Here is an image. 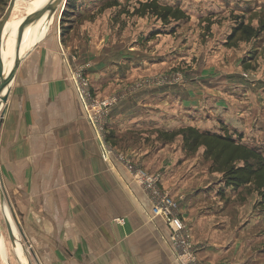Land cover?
Masks as SVG:
<instances>
[{"label": "crops", "instance_id": "obj_1", "mask_svg": "<svg viewBox=\"0 0 264 264\" xmlns=\"http://www.w3.org/2000/svg\"><path fill=\"white\" fill-rule=\"evenodd\" d=\"M52 24L33 46L19 52L0 105L1 202L8 200L23 224L33 222L38 264H174L166 247L167 226L159 219L150 221L149 204L124 168L102 161L72 87L59 30L50 32ZM1 32L4 72L16 46L9 59L2 57L6 35ZM201 96L190 99L206 98L223 109L216 95ZM152 104L150 121L171 127L167 108ZM178 104L179 111L187 107ZM229 115L219 124L226 123L230 135L247 147L264 152L245 141L243 120ZM138 123L111 109L105 126L108 144L123 154L122 134ZM219 127L195 128L227 130ZM163 144L147 152L130 142L128 152L139 168L161 175L163 189L178 202L200 249L199 258L206 264H264V204L258 194L251 186L226 189L219 175L208 171L203 151L187 157L179 138Z\"/></svg>", "mask_w": 264, "mask_h": 264}, {"label": "rangeland", "instance_id": "obj_2", "mask_svg": "<svg viewBox=\"0 0 264 264\" xmlns=\"http://www.w3.org/2000/svg\"><path fill=\"white\" fill-rule=\"evenodd\" d=\"M10 1L0 0V19ZM38 1L14 3L4 28L2 57L9 59L16 46L18 36L10 25L21 24L19 35L27 30V24L20 22L35 11L33 5ZM71 1L75 5L71 13L62 18L65 7L61 5L48 14L39 33L53 23L50 32L59 30L70 67L88 66L84 73L92 88V99L111 104L107 119L110 110L116 109L121 116L139 120L120 140V152L129 159L130 142L133 148L152 152L164 145L160 131H178L187 128L185 125H220L227 129L226 123L219 124L218 120L229 114L243 120L247 131L242 128L240 132L246 134L245 141L264 150V0H156L160 5L178 7L188 16L187 20L167 24L134 14L138 3L145 0ZM239 24L258 30V35L242 38L235 31ZM196 93L201 97L216 95L224 102L223 109L206 98L190 99ZM180 102L187 106L184 111L178 110ZM152 103L167 108L171 127H156L150 121ZM178 138L182 145L181 135L174 141ZM200 151L203 148L196 153ZM196 153L185 155L195 157ZM205 164L210 172V163ZM2 200L0 264H38L35 243L39 238L33 222L23 224L8 200ZM6 222L9 227L12 223L15 230L13 242ZM14 242L20 250L15 251Z\"/></svg>", "mask_w": 264, "mask_h": 264}, {"label": "trees", "instance_id": "obj_3", "mask_svg": "<svg viewBox=\"0 0 264 264\" xmlns=\"http://www.w3.org/2000/svg\"><path fill=\"white\" fill-rule=\"evenodd\" d=\"M73 9L74 7L67 1L62 18ZM134 14L140 18L151 16L164 24L188 19L180 8L160 5L156 0L139 2ZM235 31L244 39L254 38L259 33L258 30L243 24H239ZM178 135L182 136V150L186 155H192L203 148V160L210 163V172L222 176L221 181L226 189L237 191L251 186L264 204L263 151L247 147L238 137L230 135L223 129L219 133L191 127L171 132L160 131L159 139L163 143H170Z\"/></svg>", "mask_w": 264, "mask_h": 264}, {"label": "built area", "instance_id": "obj_4", "mask_svg": "<svg viewBox=\"0 0 264 264\" xmlns=\"http://www.w3.org/2000/svg\"><path fill=\"white\" fill-rule=\"evenodd\" d=\"M67 64L73 90L92 128L102 161L109 165L115 163L122 166L146 198L149 204L150 221L159 219L167 226L170 234L166 247L174 264H206L198 256L200 249L194 244L190 230L181 218L178 202L163 189L161 175L142 170L126 155L116 152L108 144L105 126L107 109L111 104L106 100L98 102L92 99V88L84 73L88 66L73 70L68 60Z\"/></svg>", "mask_w": 264, "mask_h": 264}, {"label": "water", "instance_id": "obj_5", "mask_svg": "<svg viewBox=\"0 0 264 264\" xmlns=\"http://www.w3.org/2000/svg\"><path fill=\"white\" fill-rule=\"evenodd\" d=\"M66 1L67 0H51V1L47 2L40 10H37L36 12H34L33 14H30L29 16H27L25 18V20H27L29 22L27 27L34 24L38 20V18L43 13H45L46 11H54V10L58 9L61 4H63V8H64ZM13 6H14V0H11L5 14L0 19V32L5 28V26L9 22ZM61 13H62V11H61ZM23 33H24V31L17 38L16 48H15L14 58H13V64H12L11 69L7 72V74L3 72L2 64L0 61V105L4 104L6 101V87L8 85L9 80H10V77L13 73V70L18 65L19 47H20V44L22 42ZM0 198H2L1 188H0ZM6 229H7L8 236H9L11 242H13L14 237H13V234H12L11 229H10L7 222H6Z\"/></svg>", "mask_w": 264, "mask_h": 264}, {"label": "bare ground", "instance_id": "obj_6", "mask_svg": "<svg viewBox=\"0 0 264 264\" xmlns=\"http://www.w3.org/2000/svg\"><path fill=\"white\" fill-rule=\"evenodd\" d=\"M47 2H49V0H39L38 2H35V5H33V7L35 8L34 9L35 11H33L31 14H33L37 10H40ZM61 5H63V4H61ZM51 12H55V10L54 11H46L45 13H43L38 18V20L34 23V25L32 27H30V26L27 27V25H28L29 22L27 20H25L26 17L22 20V22H20L22 24H27L26 25L27 30H24L23 37H22V42H21L22 43V46L20 48H23V49L24 48H29L30 46H33L36 43L37 37H38V34H39V30H40V27H41V24L45 21L46 18H48L47 16ZM20 26H21V24L19 25L18 23L11 24L10 25V28H12V29L14 28L13 29L14 35L19 36ZM1 33H3V35H4L5 34V30L3 32H1ZM3 44L4 43L2 42V46H3ZM15 45H16V43H15ZM20 51H21V49H19V52ZM12 64H13V60L11 62L10 67L7 70H5L4 73L7 74V72L11 69ZM8 213L9 212H7V210L5 209V214H6L7 218L10 220V217H9V214ZM10 225H11L10 226V229H11L12 234H13L15 232V230H14V228L12 226V223ZM14 248H15V251H18V250H20L19 249L20 248V245L18 243L14 242Z\"/></svg>", "mask_w": 264, "mask_h": 264}]
</instances>
